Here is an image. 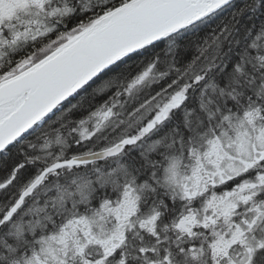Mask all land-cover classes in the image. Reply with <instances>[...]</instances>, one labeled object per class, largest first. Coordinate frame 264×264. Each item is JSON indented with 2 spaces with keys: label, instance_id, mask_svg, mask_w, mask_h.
Masks as SVG:
<instances>
[{
  "label": "snow or ice",
  "instance_id": "1",
  "mask_svg": "<svg viewBox=\"0 0 264 264\" xmlns=\"http://www.w3.org/2000/svg\"><path fill=\"white\" fill-rule=\"evenodd\" d=\"M0 264H264V0H0Z\"/></svg>",
  "mask_w": 264,
  "mask_h": 264
}]
</instances>
